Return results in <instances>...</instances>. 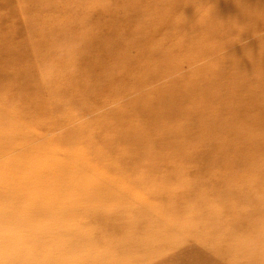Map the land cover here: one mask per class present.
<instances>
[{
	"label": "rangeland",
	"instance_id": "374dc122",
	"mask_svg": "<svg viewBox=\"0 0 264 264\" xmlns=\"http://www.w3.org/2000/svg\"><path fill=\"white\" fill-rule=\"evenodd\" d=\"M0 264H264V0H0Z\"/></svg>",
	"mask_w": 264,
	"mask_h": 264
},
{
	"label": "bare ground",
	"instance_id": "6f19581e",
	"mask_svg": "<svg viewBox=\"0 0 264 264\" xmlns=\"http://www.w3.org/2000/svg\"><path fill=\"white\" fill-rule=\"evenodd\" d=\"M112 7V8H111ZM111 7H109V10L110 11H113V12H115L114 14H113V21H112V23H111V26L113 27V25L116 23V21H114L115 19H119V21L122 19L123 21L124 20H128V19H130V16H132V15H134V14H136L135 12L137 11H134V9L133 8H130V9H124V10H119V9H121V7L119 6V4L117 5V3H115L114 4V6H111ZM118 9V11H116ZM140 11H142V10H145V8L141 5V6H139V8H138ZM126 10L128 11V12H126ZM124 12H125V14H124ZM122 16V17H121ZM110 17V16H109ZM120 17V18H119ZM107 22V21H106ZM119 23V22H118ZM112 27H111V29H109V30H107V32H110L109 34H110V37H112V35H111V32H112ZM34 175L35 176H32V178L34 179L35 177L36 178H38L39 177V175L38 174H36V173H34ZM51 181H53V178H51L50 179ZM70 183H75V181H71ZM26 185H30V184H26ZM83 186V185H82ZM26 188V187H25ZM90 196V195H89ZM97 197L96 198H99V197H101V195H96ZM72 200L74 199V198H71ZM71 200V201H72ZM74 200H76L77 202H79V203H81V202H88V201H85V200H82V199H74ZM90 200H92V198L90 197V199H89V201ZM255 202H259V200L258 201H255ZM72 204V203H71ZM221 205H225V203L224 202H221L220 203ZM255 211H257L256 210V208L255 207H252V209H250V213H249V219H255L256 218V214H255ZM135 214H132V215H130V216H134ZM105 220V219H104ZM100 221H102L101 219H99V222ZM239 225H236V226H234L235 228H237ZM233 227V228H234ZM234 228V229H235ZM255 231L256 230H254V231H251L250 232V234H254L255 233ZM233 232H235V230H233ZM247 233V231H245V234ZM92 235V236H91ZM91 240H93V241H96V238H95V236H94V233H91ZM249 235V234H248ZM22 247H20V248H16V249H21ZM15 249V248H14ZM32 249L33 248H27L26 249V251H28L30 254H32ZM123 250H121V249H119V248H115V246L112 248V250H110L109 252H110V254L112 255V256H119V257H125V253H123L122 252ZM216 252H218V251H216ZM103 254H101L100 253V256H102ZM99 256V257H100ZM245 259H243V261H244ZM247 260V259H246Z\"/></svg>",
	"mask_w": 264,
	"mask_h": 264
}]
</instances>
